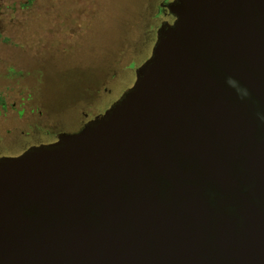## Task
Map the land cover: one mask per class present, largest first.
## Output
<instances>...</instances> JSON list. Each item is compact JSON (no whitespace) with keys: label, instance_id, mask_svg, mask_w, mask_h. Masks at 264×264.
<instances>
[{"label":"water","instance_id":"95a60500","mask_svg":"<svg viewBox=\"0 0 264 264\" xmlns=\"http://www.w3.org/2000/svg\"><path fill=\"white\" fill-rule=\"evenodd\" d=\"M148 41L80 130L0 152V264H264V0H162Z\"/></svg>","mask_w":264,"mask_h":264},{"label":"rangeland","instance_id":"374dc122","mask_svg":"<svg viewBox=\"0 0 264 264\" xmlns=\"http://www.w3.org/2000/svg\"><path fill=\"white\" fill-rule=\"evenodd\" d=\"M28 0H0L1 19H17V11H7L12 3ZM54 4V12L37 11L33 14L27 11L26 17L29 31L25 34H35L40 41L41 52H54V35L74 34L69 24H62L66 18H80L90 25L86 40L80 46L70 49L71 54H59L54 59L45 58L41 64H34L35 84L39 86V98L45 106H69L71 97H76L84 88L106 82L112 90L106 99L111 100L128 83L130 69L145 54L149 44L150 29L156 18L157 6L162 0H41ZM78 15H56L63 10L77 9ZM77 12V11H76ZM8 13L11 15L8 16ZM2 19V20H3ZM54 29L58 30L54 32ZM34 31V32H33ZM16 35V32H14ZM17 39H12L1 50H15ZM55 50H64L60 45ZM46 56V55H44ZM117 74L111 81L113 74ZM32 81V80H31ZM30 80H25V83ZM9 117L13 123L15 115ZM0 138V148L12 143H5Z\"/></svg>","mask_w":264,"mask_h":264},{"label":"flooded vegetation","instance_id":"af4514ba","mask_svg":"<svg viewBox=\"0 0 264 264\" xmlns=\"http://www.w3.org/2000/svg\"><path fill=\"white\" fill-rule=\"evenodd\" d=\"M28 0L8 5L7 11H17L18 18H2L0 25V45L7 48L12 39H17L15 50L0 49V138L12 145L1 146L2 151H16L24 145L33 142L49 133L75 132L80 130L85 121L97 114L108 102L106 96L112 94L104 81L96 87L84 88L76 97H71L69 106L65 104L45 106L39 98L40 88L33 82L35 66L45 58L54 59L59 54H71L73 50L86 40L89 26L80 18L63 19L62 24H69L74 34L54 35V52H41L40 41L35 34H25L29 31L26 12H54V4ZM77 11V12H76ZM77 9L63 10L56 15H78ZM11 14L8 13V16ZM58 30L54 29V32ZM16 32V35L15 33ZM34 32V31H33ZM60 45L64 50H55ZM79 48V47H78ZM46 55V56H44ZM117 74H113L114 81ZM25 80L30 82L25 83ZM32 80V81H31ZM113 98V97H112ZM111 98V99H112ZM15 115L10 124L9 117Z\"/></svg>","mask_w":264,"mask_h":264},{"label":"clouds","instance_id":"9594fccd","mask_svg":"<svg viewBox=\"0 0 264 264\" xmlns=\"http://www.w3.org/2000/svg\"><path fill=\"white\" fill-rule=\"evenodd\" d=\"M227 83L229 86H231L233 89L236 90V92L238 93L241 99L248 98L250 96V93L248 92V90L240 86L238 81H236L234 78L229 77L227 80ZM258 115L261 121H264V115H260V114Z\"/></svg>","mask_w":264,"mask_h":264},{"label":"trees","instance_id":"16d2710c","mask_svg":"<svg viewBox=\"0 0 264 264\" xmlns=\"http://www.w3.org/2000/svg\"><path fill=\"white\" fill-rule=\"evenodd\" d=\"M154 24H155V21H154L153 24H151V25L148 26L150 29L147 31V33H150V30L152 29V27H153Z\"/></svg>","mask_w":264,"mask_h":264}]
</instances>
